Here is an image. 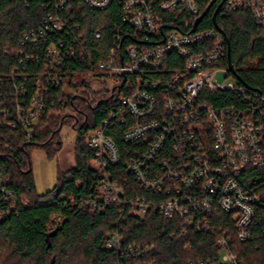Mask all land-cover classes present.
I'll use <instances>...</instances> for the list:
<instances>
[{
    "label": "built area",
    "instance_id": "1",
    "mask_svg": "<svg viewBox=\"0 0 264 264\" xmlns=\"http://www.w3.org/2000/svg\"><path fill=\"white\" fill-rule=\"evenodd\" d=\"M51 1L54 12L48 11L40 29L22 40L23 46L48 44L44 73L38 77L30 99L26 83L19 87L15 84L14 106L0 112L1 125L12 130L21 127L29 141L46 107L49 88L61 89L64 84L59 71L65 57H79L88 72L74 76L73 85L93 93L110 92L120 103L99 128L84 135L94 153L92 167L98 174L95 194L84 201L85 207L96 212L109 205H129L134 216L160 212L168 219H178L183 233L189 227L210 230V217L223 212L231 216L236 238L248 241L256 205L264 201V187L259 189L252 181L246 184L243 176L252 169L264 168V98L247 94L236 82L221 85L215 81L218 73H229L221 66L227 45L220 32L212 29L192 33L175 26L179 18L184 28L190 26L188 18L199 14L200 0ZM116 1L121 7L122 24L133 29L138 44L123 49L124 31L117 26L112 44L93 60L83 37L72 38L69 46L61 39H50L67 30L68 22H74L73 3L106 11ZM225 9L229 14L249 13L264 28V0H227ZM102 32H96V39L104 38ZM22 56L23 51L18 54ZM170 56L180 59L170 62ZM170 66V75L160 74ZM234 90L243 95V108L218 109L205 99L207 94ZM115 122L128 127L126 143L149 140L145 157L128 163L126 169L149 194L168 195L166 202L155 205L145 199L124 200L122 187L109 171L121 161L119 148L105 131ZM166 142L171 143L174 157L163 158L160 170L150 169ZM19 204L26 206L28 202L13 188L12 176L0 169V221L10 217ZM59 222L54 218L49 230L53 232ZM229 238L228 232H223L217 239L222 249L218 262L189 264H245L231 249ZM121 246V236L111 233L106 248L120 253Z\"/></svg>",
    "mask_w": 264,
    "mask_h": 264
},
{
    "label": "trees",
    "instance_id": "2",
    "mask_svg": "<svg viewBox=\"0 0 264 264\" xmlns=\"http://www.w3.org/2000/svg\"><path fill=\"white\" fill-rule=\"evenodd\" d=\"M212 2L200 0V12L196 17L188 18L191 21L189 27L184 28L181 18L175 26L192 33L212 29L220 32L227 45V55L221 66L228 69V76L235 80L238 88L249 95L264 98V28L259 27L249 13H227V0H217L213 4L214 12L209 15ZM53 4L51 0H0V112L13 108L15 84L19 87L26 83L27 99L34 94L37 79L44 73L48 44L23 46L22 40L26 34L40 29L48 11L54 12ZM70 7L74 22H68L63 33L51 36L52 41L61 39L69 46L72 38L83 37L87 39L93 60H97L100 52L112 44L117 26L124 31L123 49L127 45L138 44L133 37V29L122 24L119 2L113 3L106 11L90 10L80 2ZM208 8L206 17L195 28L196 20ZM217 11L215 23L213 19ZM168 29L164 27V30ZM99 30L104 36L101 40L95 37ZM228 42L235 75L229 71ZM22 51L23 56L18 57ZM28 58L30 61H27ZM31 58L34 61L31 62ZM179 59L170 56L169 61ZM63 63L59 72L64 84L61 89L49 88L46 107L38 124L33 127L29 141L21 127L12 130L0 123V169L12 176L13 188L28 202L26 206L19 204L10 217L0 221V264H51L52 260H55L54 264L218 262L222 249L217 239L223 232H228L230 247L241 261L245 264H264V201L256 205V215L250 227L251 237L246 242L236 238L231 216L223 212L210 217V230L197 231L189 227L183 233L178 219H168L160 212L134 216L129 205H109L96 212L86 208L84 201L95 194L98 174L92 167L94 153L87 146L84 135L108 120L110 114L120 108V103L117 95L110 92L93 93L78 84L73 85L74 76L88 72L79 57L68 55ZM172 68L170 66L160 74L170 75ZM76 88H83L84 92L72 96L71 91ZM90 94L94 101L89 99ZM206 97L218 109L245 105L243 95L237 90L207 94ZM66 125L72 127L78 136L73 154L74 166L67 171L59 170L54 189L38 194L30 152L35 148L43 149L49 159H55L63 148L60 134ZM127 128L115 122L105 130L120 150V163L110 167L109 171L122 187L124 200L145 199L155 205L166 202L168 195L149 194L134 175L128 173L126 165L142 160L150 147L149 140L126 143L124 134ZM174 153L171 143L166 142L164 151L153 161L150 169L160 170L162 159H171ZM243 180L246 184L252 181L259 189L263 188L264 168L246 172ZM54 218L60 219L56 225V229L60 230L50 240L51 247L48 248L46 236L51 233L49 229ZM111 233L121 236L120 253L106 248Z\"/></svg>",
    "mask_w": 264,
    "mask_h": 264
},
{
    "label": "rangeland",
    "instance_id": "3",
    "mask_svg": "<svg viewBox=\"0 0 264 264\" xmlns=\"http://www.w3.org/2000/svg\"><path fill=\"white\" fill-rule=\"evenodd\" d=\"M80 80V78H77ZM215 81L221 85L235 83V80L224 73H218ZM84 92L83 88H76L71 91L73 95H80ZM89 99L94 101V97L90 94ZM63 142V148L55 159H49L47 153L43 149L35 148L30 152V164L33 172L36 190L38 194H45L51 191L57 184V176L59 170L67 171L74 166V147L77 140V132L70 126H64L60 134Z\"/></svg>",
    "mask_w": 264,
    "mask_h": 264
},
{
    "label": "water",
    "instance_id": "4",
    "mask_svg": "<svg viewBox=\"0 0 264 264\" xmlns=\"http://www.w3.org/2000/svg\"><path fill=\"white\" fill-rule=\"evenodd\" d=\"M217 0H213V2L211 3V6L216 2ZM221 7V5L219 6V8ZM210 8V7H209ZM209 8L206 10V12L204 13V14H202V16L200 17V18H198L197 20H196V23H195V28L197 27V26H199V24L201 23V21L206 17V15H207V13H208V11H209ZM219 10V9H218ZM217 14H218V11L215 13V15H214V22L216 23V17H217ZM228 48H229V52H228V59H229V71L233 74V75H235L236 73H235V70H234V68H233V65H232V63H231V55H230V43L228 42ZM31 170V169H30ZM60 229H56L55 231H53V232H51V233H49V234H47V236H46V242H47V244H48V248L49 247H51V239L52 238H54L57 234H58V231H59ZM55 263V260H52V263L51 264H54Z\"/></svg>",
    "mask_w": 264,
    "mask_h": 264
},
{
    "label": "flooded vegetation",
    "instance_id": "5",
    "mask_svg": "<svg viewBox=\"0 0 264 264\" xmlns=\"http://www.w3.org/2000/svg\"><path fill=\"white\" fill-rule=\"evenodd\" d=\"M214 12V5L210 8L209 15H211Z\"/></svg>",
    "mask_w": 264,
    "mask_h": 264
}]
</instances>
